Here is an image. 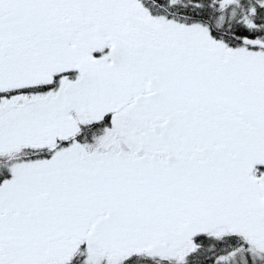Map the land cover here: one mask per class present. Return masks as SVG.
Here are the masks:
<instances>
[{"label":"snow or ice","instance_id":"snow-or-ice-1","mask_svg":"<svg viewBox=\"0 0 264 264\" xmlns=\"http://www.w3.org/2000/svg\"><path fill=\"white\" fill-rule=\"evenodd\" d=\"M0 264H264V0H0Z\"/></svg>","mask_w":264,"mask_h":264}]
</instances>
